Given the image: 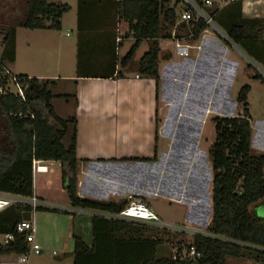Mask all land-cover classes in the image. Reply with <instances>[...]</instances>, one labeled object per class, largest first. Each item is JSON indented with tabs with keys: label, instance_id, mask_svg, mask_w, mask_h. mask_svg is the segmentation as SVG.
<instances>
[{
	"label": "crops",
	"instance_id": "obj_1",
	"mask_svg": "<svg viewBox=\"0 0 264 264\" xmlns=\"http://www.w3.org/2000/svg\"><path fill=\"white\" fill-rule=\"evenodd\" d=\"M50 1L70 6L61 18V28L18 27L16 58L7 67L13 74L51 80L54 95H70L61 98L69 108L63 114L54 105L58 97L51 103L61 118H76L78 196L115 203L141 199L168 225L185 227L193 233L201 231L199 227L207 228L213 217V167L209 150L214 142L208 134L211 138L215 132L214 117L243 112H236L242 105L237 98L239 92H234L238 81L250 83L249 100L254 86L259 81L263 83V79L255 78V67L250 62L253 58L243 47L210 29L194 40L192 53L187 57L175 55L172 39H161V56L165 51L172 56L161 57L157 84L155 78L139 74L140 59L135 66L121 65L126 55L121 48L126 39H132V44L135 39L127 35V23L119 19V0ZM231 1L215 0L206 7L213 6L218 10L216 18L226 20L223 10ZM234 8L240 11L241 7L234 5ZM177 16L179 25L183 22L179 12ZM217 25L225 31L221 24ZM118 36L123 37L120 43ZM145 42L147 46L141 52L148 50L149 42L143 40L137 51ZM164 42L170 43L164 46ZM256 46L264 61V40ZM248 110L251 115L249 102ZM251 128V142L254 138L263 140L264 118L256 127L251 122ZM70 129L73 133V125ZM261 144L264 147L262 141ZM155 154L153 160H136L153 158ZM43 163L48 168L34 172V195L51 205L70 206L66 191L61 203L37 193L41 186L39 178L50 184L46 174L61 172L60 162L40 160L38 166ZM35 213L31 212L28 218L34 222L35 241L46 243L51 231L44 230L38 236ZM90 216L76 213L75 217L71 214L69 217L72 235L75 228L77 232L79 229L77 234L89 246L94 241ZM124 220L144 224L146 230L147 226L167 229L140 220ZM156 233L147 230L145 234L155 239ZM74 250L75 240L68 253L72 264ZM42 252L43 249L35 254ZM28 259L24 254L0 255V264H28Z\"/></svg>",
	"mask_w": 264,
	"mask_h": 264
},
{
	"label": "trees",
	"instance_id": "obj_2",
	"mask_svg": "<svg viewBox=\"0 0 264 264\" xmlns=\"http://www.w3.org/2000/svg\"><path fill=\"white\" fill-rule=\"evenodd\" d=\"M171 1H118L119 19L127 23L128 34L135 39L121 65L126 67L141 42L147 40L149 48L140 58L137 70L141 75L155 78L157 84L161 57L172 56L168 51L161 56L160 40L188 36L195 40L208 27L203 18L196 17L177 25L176 6L179 0H174V6L170 5ZM1 2L0 87H6L11 75H14L25 90L24 98L12 92L0 93V192L35 196L33 162L51 160L61 163L63 185L70 206L121 211L129 205L128 201L101 202L82 199L77 194L76 118H61L51 103L55 97L69 98L70 95H54L51 80L13 74L7 67V63L16 58L18 27L60 29L61 18L70 6L50 0H22V15L7 20L6 16L15 7L4 0ZM199 3L203 5L201 1ZM234 5H240V11ZM208 10L212 19L225 28L229 40L242 46L249 56L260 58V48L256 44L264 40V18L245 17L242 0H232L225 7L226 20L216 18L217 9ZM4 19L6 22L2 21ZM181 32L184 34L181 35ZM255 78L264 80L258 71H255ZM250 89V85L245 84L238 93L243 114L213 118L215 138L209 150L213 167V217L205 231L207 234L198 232L193 238L194 246L202 253L200 258L188 260L178 256L174 259V254L160 256L163 239L159 233H156L155 239L145 234L147 230L151 233L158 231L156 226H147L146 230L144 224L124 219L90 216L94 241L89 246L77 234L76 228L73 230L74 264H228V257H240L246 252L256 261H264V216L259 217L255 211V207L264 205V154H252L251 115L247 102ZM69 125H73V133L69 146L65 147L63 138ZM153 159H156V154L153 158H136ZM33 210L28 204H17L0 212V235L14 234L13 241L0 244V255H26L30 252L26 234L17 233L16 225L28 219ZM35 210L62 211L46 207ZM63 212L76 216L73 212ZM182 250L179 247L178 254Z\"/></svg>",
	"mask_w": 264,
	"mask_h": 264
},
{
	"label": "rangeland",
	"instance_id": "obj_3",
	"mask_svg": "<svg viewBox=\"0 0 264 264\" xmlns=\"http://www.w3.org/2000/svg\"><path fill=\"white\" fill-rule=\"evenodd\" d=\"M6 3H10L15 7V10H10L9 14L6 16L7 20L14 18V16H20L22 15V4H20L22 0H4ZM175 1H171L170 5L174 6ZM2 2L0 3L1 6ZM202 9L205 11V13L209 14V7H204L201 5ZM11 8V7H9ZM177 13L179 14L182 12L183 9H185V5L183 4L182 0H179L177 3ZM211 9H214L213 6ZM9 10V9H8ZM210 16V15H209ZM179 19V16H177ZM5 18V19H6ZM2 20L3 22H6V20ZM211 31L213 30L214 33L217 35H221L227 38L226 32L223 31L220 27H218L217 22L215 21L214 24H209L208 27ZM129 32H127L128 34ZM184 32H181V35H183ZM132 36V34H128ZM264 39V36H263ZM184 42L193 44L194 40L191 38V36L182 38ZM228 40V38H227ZM171 41V40H170ZM230 41V40H229ZM133 40L132 39H126L125 45L123 48H121V53L126 54L132 45ZM262 42V41H261ZM170 43V42H168ZM168 43L164 42V46L169 45ZM147 46V42L144 43V46H141V48L136 51V55L133 57L131 62L129 63V66H135L138 63V60L141 58V56L144 54L141 52L143 47ZM171 46L174 48V43H171ZM242 47V46H241ZM0 51H1V36H0ZM123 55V56H124ZM122 56V57H123ZM253 61H255L263 70H264V61L260 58L252 57ZM255 71L264 73L263 70H261L258 65L253 62ZM246 82H237V87L238 89H234V92L236 90V93L239 92L241 87L245 84ZM256 86H254L251 94H250V100L248 99L249 102V108L251 112V122L253 124L258 125V122L264 118V81L263 83L261 81L258 82ZM240 84V86H239ZM250 84V83H249ZM235 94V93H234ZM61 98H57L55 100V107L56 109L63 114L62 112H67L68 111V106L65 105L64 100H60ZM243 111V106H239L237 109ZM243 114L239 113L237 115ZM235 115V116H237ZM256 131V130H255ZM1 133V131H0ZM215 132L213 130V136L210 138V134H208V138L210 140H214V135ZM256 134V132H255ZM72 137L70 125L67 134L63 138V144L65 147H68L70 144V140ZM263 140H261L264 144V135H262ZM0 141H2L0 137ZM208 141V139H206ZM261 141L252 139V154L254 155H262L264 154V147L261 144ZM211 147V146H210ZM45 164V163H44ZM46 167L45 165L40 166L41 170ZM36 174V173H35ZM47 177H49L50 184L45 180V182L41 181L42 178H39L40 185L39 188H37V193L42 194L47 200L55 202V203H61L63 202V198L65 197V189L63 185V180H62V172H51L49 174H46ZM44 175L43 178H46ZM51 211H45V210H36V215L35 219L36 221V227L38 229V236L43 234L44 230H49L51 231L52 236L50 233L47 234V242L42 243V241L39 242L37 239V242L39 243L41 250L43 249V252L41 254H35L33 251L29 252L26 254V256L29 258L28 264H72V257L68 255L69 251L73 249V241L74 238L72 237V231L70 232V214L68 213H63L60 212L59 214ZM256 213L259 217L264 216V206H261L256 209ZM201 228V231H206V227H199ZM159 237L163 239V245L159 250V255L160 256H172L175 251L181 247L184 251L186 250L187 246L193 242V238L195 233L198 232H191L188 230L187 232H182V231H175L171 227L167 228L164 230L162 227H157ZM77 231V230H76ZM82 231V230H81ZM80 233V230L78 229V232ZM58 237V240H55L54 238ZM4 235H0V242L3 241ZM182 250V251H183ZM255 256V255H254ZM227 263L228 264H264V261H256V259L252 256L249 255L248 252L245 253V255L240 256V257H228L227 258ZM191 264H196V263H191Z\"/></svg>",
	"mask_w": 264,
	"mask_h": 264
},
{
	"label": "built area",
	"instance_id": "obj_4",
	"mask_svg": "<svg viewBox=\"0 0 264 264\" xmlns=\"http://www.w3.org/2000/svg\"><path fill=\"white\" fill-rule=\"evenodd\" d=\"M182 1L183 4L185 5V9H183L182 12L180 13L181 22H188L196 17V18H203L205 22L208 24V27L209 24H214L215 21L212 19L211 16H209V14L205 13L199 1L202 2L203 6H211L215 0H182ZM242 11L244 15L251 18H264V0H242ZM208 27L203 32L208 31L209 30ZM122 40H123L122 36L117 37L118 43H120ZM172 41H174L175 55H177L178 57H187L192 53V49L194 47L192 44L184 42L181 39H172ZM261 74H263L264 76V73ZM24 90H25V86L22 85V83L19 82V80L14 75H11L10 83L6 87H0V93L12 92L20 95L22 98H24ZM39 164H40V160H34L33 162L34 172L41 170V168L38 166ZM44 165L47 167L46 164ZM17 204H28L32 206L34 209L32 213L36 211L35 209L37 207H46L50 209L58 208V209H65L73 213L100 216L110 220L135 219L154 225L165 226L167 228L171 227L175 231H182V232L187 231L185 227H179L174 225L172 226L161 221L158 215L154 212V210L141 199L133 200L131 203H129V205L124 207L119 212H112L107 210L92 209L85 207H73V206L58 207L56 205H51L49 203H46L38 199L36 196L27 197L21 194H16L11 192H0V212ZM16 232L19 234L22 233L26 234V242L30 247V252L31 251H33L34 253L41 252V247L39 243L35 241V226L32 219H24L18 222L16 225ZM196 232H202L204 234H207L205 233V231H196ZM13 240H14V234H6L4 235V239L3 241L0 242V244L6 245L7 243ZM178 256L180 257V259L195 260L200 258L202 256V253L196 249V247L192 242L191 244H189L186 250L185 251L183 250L182 253L180 254H178V249H177L174 253L173 258L176 259Z\"/></svg>",
	"mask_w": 264,
	"mask_h": 264
},
{
	"label": "flooded vegetation",
	"instance_id": "obj_5",
	"mask_svg": "<svg viewBox=\"0 0 264 264\" xmlns=\"http://www.w3.org/2000/svg\"><path fill=\"white\" fill-rule=\"evenodd\" d=\"M261 206H264V205H260V206L255 207V210H256L257 208L261 207Z\"/></svg>",
	"mask_w": 264,
	"mask_h": 264
},
{
	"label": "water",
	"instance_id": "obj_6",
	"mask_svg": "<svg viewBox=\"0 0 264 264\" xmlns=\"http://www.w3.org/2000/svg\"><path fill=\"white\" fill-rule=\"evenodd\" d=\"M240 188V187H239Z\"/></svg>",
	"mask_w": 264,
	"mask_h": 264
}]
</instances>
